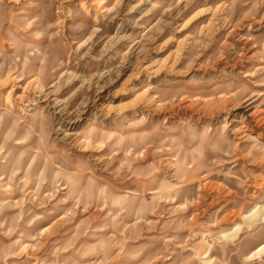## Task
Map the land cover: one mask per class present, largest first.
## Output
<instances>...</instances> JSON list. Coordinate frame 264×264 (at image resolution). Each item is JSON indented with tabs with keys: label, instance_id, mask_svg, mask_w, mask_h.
I'll use <instances>...</instances> for the list:
<instances>
[{
	"label": "rangeland",
	"instance_id": "1",
	"mask_svg": "<svg viewBox=\"0 0 264 264\" xmlns=\"http://www.w3.org/2000/svg\"><path fill=\"white\" fill-rule=\"evenodd\" d=\"M0 264H264V0H0Z\"/></svg>",
	"mask_w": 264,
	"mask_h": 264
},
{
	"label": "bare ground",
	"instance_id": "2",
	"mask_svg": "<svg viewBox=\"0 0 264 264\" xmlns=\"http://www.w3.org/2000/svg\"><path fill=\"white\" fill-rule=\"evenodd\" d=\"M206 262H208V261L206 260Z\"/></svg>",
	"mask_w": 264,
	"mask_h": 264
}]
</instances>
